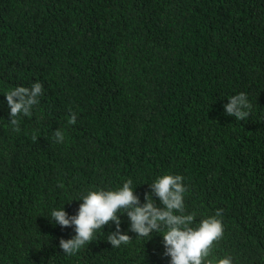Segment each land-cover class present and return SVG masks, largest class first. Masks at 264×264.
<instances>
[{"label":"trees","instance_id":"obj_1","mask_svg":"<svg viewBox=\"0 0 264 264\" xmlns=\"http://www.w3.org/2000/svg\"><path fill=\"white\" fill-rule=\"evenodd\" d=\"M36 82L13 131L5 94ZM241 92L243 121L224 111ZM166 174L192 227L223 210L204 264H264V0H0V264H170L163 230L137 237L126 213L130 243L107 241L113 221L74 255L75 225L50 219L128 179L143 204Z\"/></svg>","mask_w":264,"mask_h":264},{"label":"clouds","instance_id":"obj_2","mask_svg":"<svg viewBox=\"0 0 264 264\" xmlns=\"http://www.w3.org/2000/svg\"><path fill=\"white\" fill-rule=\"evenodd\" d=\"M7 104L10 107V124L13 131H20L21 115L31 116L32 108L39 103L38 97L43 95V85L34 83L31 88L17 86L6 94ZM230 102L224 106L229 116L243 121L250 115L251 103L243 92L229 97ZM77 122L76 113H72L69 124ZM33 141L38 136L33 133ZM57 143H63L65 136L61 129L54 131ZM183 176L166 174L158 177L151 186V192L145 194V202L132 187L133 181L128 179L117 190H91L82 196L78 213L69 217L64 207L51 212V221L62 227L75 225L76 235L71 239H60V248L67 255H74L86 244L94 241L98 230L110 222H115L116 230L111 232L107 241L117 248L122 244L130 243L132 237L121 231L119 213H126L130 218V231L137 237H152L153 233L161 234L163 230L164 256H170V264H204L209 257L215 242L222 239L224 227L219 217L223 210L217 209L214 216L203 219L198 227H192L193 214H183L184 193L186 186ZM63 186V185H61ZM151 194V197H150ZM158 197L163 207L157 206L153 197ZM77 199V200H81ZM180 213V214H177ZM211 264V261H208ZM218 264H233L231 256L218 260Z\"/></svg>","mask_w":264,"mask_h":264}]
</instances>
